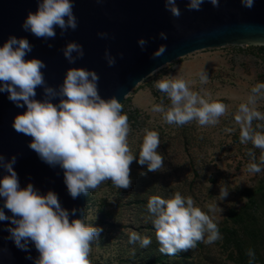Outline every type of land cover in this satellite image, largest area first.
<instances>
[{
	"label": "clouds",
	"instance_id": "obj_1",
	"mask_svg": "<svg viewBox=\"0 0 264 264\" xmlns=\"http://www.w3.org/2000/svg\"><path fill=\"white\" fill-rule=\"evenodd\" d=\"M205 2L215 8L220 6V0H187L186 8L199 11ZM254 2L240 0L241 5L249 9ZM36 3L37 10L29 11L22 21L25 32L49 40L55 39L57 28L63 36L69 29L74 31L78 27L73 11L75 0H36ZM164 4L174 18L181 16L177 0H164ZM176 27L179 29L180 26ZM97 35L102 39L109 38L107 32ZM158 35L160 39H168L164 31ZM137 44L145 50L148 40L139 37ZM32 48L27 38L15 35H9L0 46V92H7L17 107L26 105V111L14 118V130L31 137L28 146L41 160L63 170L64 183L73 199L87 195L108 181L117 190L128 189L132 183L130 165L137 157L128 143L131 128L120 100L116 96L103 98L98 87L99 74L85 67H69L59 86L49 85L43 72L47 67L45 62L38 58L25 59ZM61 51L70 64L84 56L83 46L76 41H68ZM166 51L165 44L159 45L152 53V59L162 57ZM119 55L123 58L124 54ZM104 59L109 67L116 65V57L108 48ZM198 77L201 84L207 83L208 75L204 69ZM155 87L170 100L167 109L161 104L152 105V111L161 113L167 124L183 126L196 121L200 126H214L226 113L225 104L205 99L192 91L184 79H159ZM37 88L43 89L41 100L35 98ZM260 99H264V82L250 89L246 102L239 104L234 117L240 126V142H251L253 147L261 149L259 163L255 162V154L251 150L248 152L252 162L247 165V170L253 174L259 173L264 165V131L256 130L264 125L257 124L253 128V121H264V113L258 110ZM160 143L157 131L145 129L137 162L146 165L149 172L164 169V157L157 151ZM15 162V156L5 160L0 155V168L7 173L0 178V197L4 198L0 221L11 222L7 228L9 239L22 250H28L30 243L34 244L39 253L34 264H90L92 245L99 239L102 228L86 224L83 218L70 221V215L75 216L77 209L69 212L62 207L54 191L41 194L32 183L21 188L13 167ZM228 194L229 188L220 186L218 199L205 205L207 213L196 206L191 196H182L180 192L167 199L151 196L147 201L146 220L155 229L159 251L175 256L180 251L195 248L199 242L212 244L221 239L215 221L216 214L223 209L217 201L224 200ZM4 208L11 216L5 214ZM151 242L149 236H141L136 231L129 233V243L148 247ZM246 254L248 264H255L253 249H247ZM28 258L32 259L31 256Z\"/></svg>",
	"mask_w": 264,
	"mask_h": 264
},
{
	"label": "rangeland",
	"instance_id": "obj_2",
	"mask_svg": "<svg viewBox=\"0 0 264 264\" xmlns=\"http://www.w3.org/2000/svg\"><path fill=\"white\" fill-rule=\"evenodd\" d=\"M259 46L225 44L189 52L152 71L127 94L121 104L131 128L128 143L137 157L130 165L132 183L128 189L117 190L108 181L89 191L84 222L102 228L92 245L90 264H248V256L241 252L249 248L255 252V264H264V165L259 173L247 170L252 162L249 150L259 163L261 149L240 142V126L234 119L250 89L264 82V50ZM201 69L208 75L205 84L199 82ZM159 79H184L205 99L225 104V115L214 126H200L196 121L183 126L167 124L161 113L152 111L153 104L170 106L166 94L155 87ZM258 110L264 113V99L258 100ZM257 124L264 125V121H253V128ZM145 129L160 135L161 171L149 172L137 162ZM225 185L229 194L217 201L223 211L215 221L221 239L212 244L199 242L193 249L180 251L184 255L178 252L166 255L163 263L155 262L159 244L153 225L146 220L148 199L153 195L167 199L180 192L207 213L205 205L216 201L220 186ZM131 231L149 236L151 244L129 243Z\"/></svg>",
	"mask_w": 264,
	"mask_h": 264
},
{
	"label": "water",
	"instance_id": "obj_3",
	"mask_svg": "<svg viewBox=\"0 0 264 264\" xmlns=\"http://www.w3.org/2000/svg\"><path fill=\"white\" fill-rule=\"evenodd\" d=\"M177 4L181 10L178 19L165 9L164 0H103L102 3L75 0L76 30L69 29L61 36L57 28L55 39L43 40L21 27L27 13L37 10L36 0H0V46L9 35L27 38L33 48L25 59L38 58L45 62L47 67L43 72L49 85L59 86L69 67H85L99 74L100 95L106 99L116 96L120 102L152 71L189 52L225 44L264 46V0H255L251 9L243 7L240 0H220L219 8L205 2L199 11L187 10V0H177ZM161 31L168 34L167 40L159 38ZM98 32L109 33V38L98 37ZM139 37L148 40L145 50L137 44ZM68 41H76L84 49L83 58L75 64H70L61 51ZM161 44L167 46V51L162 57L152 59V53ZM106 48L116 57L114 67H109L104 59ZM35 98L43 99L42 88L36 89ZM25 111L26 105L17 107L7 92H0V155L5 160L16 157L13 167L21 188L32 183L41 194L54 191L62 207L69 212L77 209L75 216L70 215V221L83 218L85 195L73 199L64 183L63 170L41 160L28 146L31 137L14 130V118ZM6 174L0 168V178ZM3 205L4 198L0 197V208ZM4 211L11 216L9 210L4 208ZM9 226L10 221H0V264H34L39 255L34 244L30 243L28 250L18 248L9 239Z\"/></svg>",
	"mask_w": 264,
	"mask_h": 264
},
{
	"label": "trees",
	"instance_id": "obj_4",
	"mask_svg": "<svg viewBox=\"0 0 264 264\" xmlns=\"http://www.w3.org/2000/svg\"><path fill=\"white\" fill-rule=\"evenodd\" d=\"M259 49L260 50H264V46H259ZM126 98V97H125ZM124 98V99H125ZM124 100H122L120 103H122ZM88 195V194H87ZM87 195H85V200H87ZM232 213H233V218H235V219H237L238 218V214H236V212L235 211H232ZM235 242L237 243V245L239 246V245H241V243H240V241L239 240H235ZM242 253V255H243V253H245L246 254V252L245 251H243V252H241ZM185 253H179L178 255H184ZM167 254H164V253H161L160 251H159V253L157 254V256H156V258L154 259V261L155 262H161V263H163V258L166 256ZM247 255V254H246ZM244 256V255H243Z\"/></svg>",
	"mask_w": 264,
	"mask_h": 264
}]
</instances>
